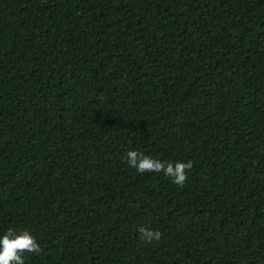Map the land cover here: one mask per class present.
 <instances>
[{"label":"trees","instance_id":"1","mask_svg":"<svg viewBox=\"0 0 264 264\" xmlns=\"http://www.w3.org/2000/svg\"><path fill=\"white\" fill-rule=\"evenodd\" d=\"M9 228L24 264H264V0H0Z\"/></svg>","mask_w":264,"mask_h":264},{"label":"clouds","instance_id":"2","mask_svg":"<svg viewBox=\"0 0 264 264\" xmlns=\"http://www.w3.org/2000/svg\"><path fill=\"white\" fill-rule=\"evenodd\" d=\"M127 163L139 173L162 172L166 177H171L173 183L183 186L187 179V170L191 169L192 161H177L175 163L154 159L149 155L136 150L126 153ZM141 238L151 243L153 240L161 239V232L141 226L138 229ZM41 251L40 244L28 230L16 232L9 228L0 237V264H24L22 254L24 252L38 253Z\"/></svg>","mask_w":264,"mask_h":264}]
</instances>
